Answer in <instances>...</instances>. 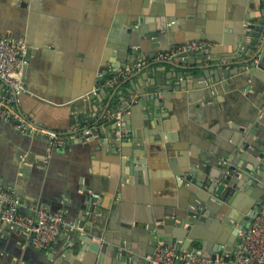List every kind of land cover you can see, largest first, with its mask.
Instances as JSON below:
<instances>
[{"label": "water", "instance_id": "1", "mask_svg": "<svg viewBox=\"0 0 264 264\" xmlns=\"http://www.w3.org/2000/svg\"><path fill=\"white\" fill-rule=\"evenodd\" d=\"M229 1L232 4L225 10V3L221 0L214 2L217 4V13L230 21L224 29L230 33L223 41L220 40V30L210 28L208 13H204L203 16L200 14L190 17L192 33L178 43L207 40L218 44L217 46L225 44L228 48L224 50L222 58L239 59L234 64L235 68H226L227 63H215L210 58L212 46L208 54L188 50L171 61H164V64L168 63L174 68L171 76L165 73L160 78L164 67L158 69L147 65L112 87L98 89L96 93H92L90 89L88 95L82 97V126L74 132L78 137L82 136L83 140L99 141L100 147L115 153L114 175L120 186L148 183L147 163H152L150 158L155 155L156 149H172L183 154L184 170L181 175L188 179V182L183 183L176 180L171 182L176 185V190L172 192L179 198L162 204L154 202L142 212L135 210L133 214L125 215L117 224L106 229L99 221V213L95 211L96 199L91 195L83 197V203L87 204L85 210L89 213L84 216L87 219L91 216L92 220L87 221L85 217L69 219L77 222L82 230H74L68 236L67 245L58 254L56 251L60 250L55 248L54 242L50 247L37 249L43 264H148L146 257L152 254L159 242L180 250L203 252L197 247L203 243L200 228L215 223L229 227L232 230L233 244H237L239 233L249 226L264 200V3L261 9L263 20L258 21L244 15V4L241 5L236 0ZM147 3V0H143L142 5L132 10L129 16L133 41L130 43L131 47L127 46L124 50L130 49L134 55L143 52L140 40H152L159 47L161 39L170 30L167 27L168 14L163 12L156 14L159 17L154 20L157 27L146 21L143 25V16L147 18L152 14ZM222 11L226 12L225 16ZM155 34L157 38L151 39ZM175 45L172 43L167 48L158 49L166 50ZM28 56L27 49L24 54L25 64ZM112 72L114 71H110L108 67L98 70L95 85L98 87ZM171 79L173 81L170 83ZM142 81L146 83H141ZM124 83L129 86L119 90ZM228 89L234 90L232 96L238 98L243 105L244 95L241 96V92L244 94L246 89L247 113H244V108L226 110L214 119L215 123L210 130L205 124L198 127L189 123L188 126L187 121L182 120L179 106L186 99L196 101L195 114L201 120V116L204 117L206 113L201 105L215 101L219 93ZM249 91L251 93L247 94ZM174 98L177 102L172 106L169 101ZM147 106L150 110L146 119L154 122L155 131L142 133L139 110ZM118 121L122 128L131 131L129 139L117 133ZM184 125L188 127L184 129ZM188 129L204 138H207L205 136L209 134L208 131H216L217 135L210 132L208 142L199 143L186 134ZM187 138H190L191 145L185 148ZM128 141L131 142L132 150L126 154L122 148L123 143ZM145 174L146 179L143 180L141 177ZM1 186L6 188L7 185ZM244 187H247L245 193L254 198L245 217L244 198L241 197ZM42 207L50 211L44 205ZM52 212H63V216L68 219L64 207ZM89 229L92 231H88ZM16 232L26 237L27 241L23 246H32L33 233L27 234L20 228H10L1 223L0 252L3 243L9 248L11 235ZM220 244L218 252L222 250V243ZM22 245L18 247L21 249ZM7 264H17V261L8 260ZM18 264H26L24 258Z\"/></svg>", "mask_w": 264, "mask_h": 264}, {"label": "crops", "instance_id": "2", "mask_svg": "<svg viewBox=\"0 0 264 264\" xmlns=\"http://www.w3.org/2000/svg\"><path fill=\"white\" fill-rule=\"evenodd\" d=\"M142 1L0 0V38L10 37L22 41L26 45V50H29L22 76L26 93L20 95L18 104L21 114L39 126L57 133L65 135L75 133L74 131L82 126L80 118L84 102L82 97L88 95L90 89L92 93L98 90L95 85L98 70L108 67L110 71L116 72L125 64L136 61L141 54L152 56L164 51L158 48H167L172 43L180 44L178 42L190 37L188 34L192 33L191 16L200 14L203 16L204 13H208L210 28L214 31L220 30L221 41L230 33L228 30L224 31L230 21L217 13V4H214L216 0H147L148 9L152 10V14L146 16L147 18L143 16V25L146 21L157 27L154 20H158L159 17L156 14L163 12L168 14L167 27H170V30L168 35L161 39L159 47L151 42L152 40L145 38L140 40L143 52L134 55L130 49H124L127 46L131 47L130 43L133 41L129 16L132 10L142 5ZM221 1L225 3L224 10L232 4L229 0ZM236 1L244 4L242 8L244 15L254 17L258 21L263 20L261 9L264 0ZM225 14L226 12L222 11V15ZM156 35L151 39L157 38ZM201 41L212 46L210 58L214 59L215 63H227L228 69L236 67L234 64L239 59L222 58L224 50L228 48L225 44L217 46L218 44L207 40ZM149 65L158 69L164 67L160 78L165 73L171 76V71H174L172 65L164 64V61ZM172 81L173 79L170 83ZM128 86V83H124L119 90ZM233 91L223 90L215 101L206 105L200 103L199 105L206 109L201 120H198L195 114L196 101L186 99V102L179 106L182 120L187 121L188 126L189 123L198 127L205 124L210 130L215 123L214 119L226 110L244 108V113H247L246 89L244 94L241 92V96L244 95V105L240 104L238 98L232 96ZM3 92L4 86L0 81V93ZM249 93L251 91L247 94ZM169 102L173 106L177 99ZM76 105L80 107H75ZM149 110V106L139 110L142 133L155 131L154 122L146 119ZM188 126L183 127L185 129ZM122 129L123 131H120L117 127V133L129 139L131 131ZM192 131L188 129L186 134L199 143H207L211 138L210 132L217 135L216 131H208L209 134L205 136L207 138H204ZM190 138H187L185 148L191 145ZM98 142L76 139L67 140L62 146H53L44 136L20 135L12 125L0 121V186L7 185L6 188L11 189L23 202L21 211L26 215H31L32 207L44 205L50 212L64 207L67 218L76 220L79 217L87 219L88 211L85 210L87 204L83 203V197L91 195L93 191L99 195L95 202V211L99 213V221L107 229L108 226L117 224L125 215L133 214L135 210L142 212L149 209L154 202L162 204L175 201L179 197L173 194L176 185L171 182L175 180L178 183L188 182V179L181 175L184 170L181 151L156 149L153 155L155 157L150 158L152 163H147L149 182L120 186L114 175L115 153L100 147ZM123 145L124 153H130L131 142ZM141 178L145 180L146 174ZM244 189L241 197L244 198L245 217L254 198L245 193L247 187ZM242 217L243 214L239 219L242 220ZM91 220L92 217L89 216L87 221ZM231 231L229 227L220 223L201 227L200 238L203 243L197 247L201 248L204 254L210 255L218 252L222 243V249L227 247V250L231 251L236 246L233 244ZM73 232L74 230L61 229L54 237L51 244L54 242L55 248L60 250L56 251L57 254L65 248L68 236ZM26 241V237L20 233L12 234L8 249L4 243L1 244L0 264H7L8 260L10 262L14 259L18 264L23 258L26 264H43L36 248L22 245ZM18 245L23 247L20 249Z\"/></svg>", "mask_w": 264, "mask_h": 264}, {"label": "built area", "instance_id": "3", "mask_svg": "<svg viewBox=\"0 0 264 264\" xmlns=\"http://www.w3.org/2000/svg\"><path fill=\"white\" fill-rule=\"evenodd\" d=\"M209 49L208 42L192 40L152 56L141 54L136 61L125 64L112 73L97 89L112 87L149 63L171 61L188 50L208 54ZM25 51L26 45L22 41L10 37L0 38V80L4 86V92L0 93V121L12 125L20 135L44 136L53 146H62L67 140L83 141V137H78L75 133L65 135L39 126L19 111V97L26 93L21 78ZM117 127L123 131L119 121ZM91 196L95 199L99 197L97 193H91ZM22 206L23 202L11 189L0 186V224L20 228L27 234L33 233L31 245L36 249L47 248L61 229L82 230L77 222L66 219L63 213H52L42 206H35L31 208V215H26L21 211ZM239 235V241L231 251L222 249L219 253L207 255L203 252L180 250L159 242L146 259L148 264H264V200L249 226Z\"/></svg>", "mask_w": 264, "mask_h": 264}]
</instances>
